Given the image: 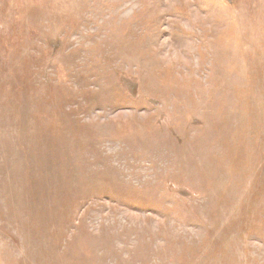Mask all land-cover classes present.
<instances>
[{
    "label": "rangeland",
    "instance_id": "rangeland-1",
    "mask_svg": "<svg viewBox=\"0 0 264 264\" xmlns=\"http://www.w3.org/2000/svg\"><path fill=\"white\" fill-rule=\"evenodd\" d=\"M0 264H264V0H0Z\"/></svg>",
    "mask_w": 264,
    "mask_h": 264
}]
</instances>
